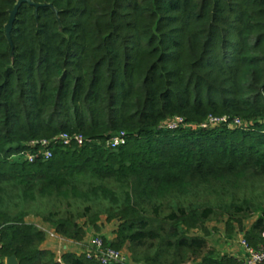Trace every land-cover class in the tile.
Returning a JSON list of instances; mask_svg holds the SVG:
<instances>
[{
	"label": "trees",
	"instance_id": "trees-1",
	"mask_svg": "<svg viewBox=\"0 0 264 264\" xmlns=\"http://www.w3.org/2000/svg\"><path fill=\"white\" fill-rule=\"evenodd\" d=\"M18 1L0 0V264H102L42 249L30 215L76 242L106 215L134 264L197 257L221 210L228 232L261 212L245 239L264 243V0H30L8 34ZM64 132L90 142L22 156Z\"/></svg>",
	"mask_w": 264,
	"mask_h": 264
},
{
	"label": "built area",
	"instance_id": "built-area-1",
	"mask_svg": "<svg viewBox=\"0 0 264 264\" xmlns=\"http://www.w3.org/2000/svg\"><path fill=\"white\" fill-rule=\"evenodd\" d=\"M227 123L231 125H242L240 120H234V122L229 123L227 117L217 118L210 117L207 123L203 124V127L215 126L218 124ZM185 121L183 118H176L173 122L169 123V128H177L178 126L184 125ZM186 125V124H185ZM126 141V133L120 132L105 141V144L109 148H117ZM90 142L82 134H71V133H61L51 139H43L41 141H36L33 143L35 146L33 151L23 152L22 156L30 161L34 162L39 158L49 159L53 155V151L57 146H71L78 145L82 146ZM52 237L57 234L54 231H49ZM264 236V233H263ZM1 247V243H0ZM243 253L239 259L240 264H264V243H262L258 248L251 246L246 239L242 240ZM85 252L89 258H96L102 264L120 263V264H134L127 256L121 251L114 247L107 246L103 238L96 237L91 240L90 243L86 245Z\"/></svg>",
	"mask_w": 264,
	"mask_h": 264
},
{
	"label": "rangeland",
	"instance_id": "rangeland-1",
	"mask_svg": "<svg viewBox=\"0 0 264 264\" xmlns=\"http://www.w3.org/2000/svg\"><path fill=\"white\" fill-rule=\"evenodd\" d=\"M230 214V211H219L216 216H214L208 222L210 234L205 235L201 231H192V234L204 236L206 238V248L197 257H194L191 260L183 261L180 264H197L203 262L204 259L208 256L218 257L227 255L240 259L243 253L242 240L246 238L247 232L252 229L253 224L261 216V212H254L237 216L236 219L232 220L231 222V224L233 225V232L227 231L226 223L230 219ZM238 220H242V226L239 225ZM27 221L35 223L39 227L44 224L41 217L35 215L28 216ZM117 226L118 222L116 220L108 221L107 216L103 215L98 227L95 228L89 226L87 228V242L90 243L91 240L96 237L104 238L106 240H112L116 236L115 231L117 229ZM51 229L54 231L53 228ZM121 251L131 262L135 263L134 259L132 258V251L128 246L121 249ZM141 263L144 264V262Z\"/></svg>",
	"mask_w": 264,
	"mask_h": 264
},
{
	"label": "crops",
	"instance_id": "crops-1",
	"mask_svg": "<svg viewBox=\"0 0 264 264\" xmlns=\"http://www.w3.org/2000/svg\"><path fill=\"white\" fill-rule=\"evenodd\" d=\"M41 228H43L47 233L46 240L42 243V249L55 252L59 259H61L62 255L66 252L79 254L84 252L86 249V245L88 244L87 238L81 242H76L72 240H66L61 236H59L58 234L55 237H52L49 234V231H53V230L49 225L42 224Z\"/></svg>",
	"mask_w": 264,
	"mask_h": 264
},
{
	"label": "water",
	"instance_id": "water-1",
	"mask_svg": "<svg viewBox=\"0 0 264 264\" xmlns=\"http://www.w3.org/2000/svg\"><path fill=\"white\" fill-rule=\"evenodd\" d=\"M25 1L31 2L30 0H19L18 3L16 4L14 10L12 11L9 23L7 25L8 34L11 33V30L14 26V22H15L17 14H18L19 8H20L21 4ZM6 264H19V261L15 256H11V257H8L6 259Z\"/></svg>",
	"mask_w": 264,
	"mask_h": 264
}]
</instances>
